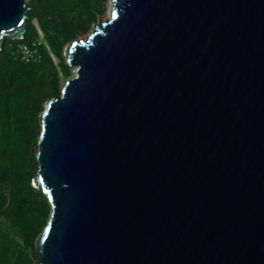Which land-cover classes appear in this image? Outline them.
Wrapping results in <instances>:
<instances>
[{"label":"water","instance_id":"obj_1","mask_svg":"<svg viewBox=\"0 0 264 264\" xmlns=\"http://www.w3.org/2000/svg\"><path fill=\"white\" fill-rule=\"evenodd\" d=\"M26 8L0 0V48ZM63 52L33 264H264V0H111Z\"/></svg>","mask_w":264,"mask_h":264},{"label":"trees","instance_id":"obj_2","mask_svg":"<svg viewBox=\"0 0 264 264\" xmlns=\"http://www.w3.org/2000/svg\"><path fill=\"white\" fill-rule=\"evenodd\" d=\"M99 10V0H36L22 38L6 36L1 45L0 264H33L34 239L50 211L43 192L31 184L36 170L32 153L36 111L43 107L45 96L59 94L57 67L46 43L60 54L63 39L87 28ZM31 15L36 16L46 43H37L39 60L24 61L15 48L20 40H38ZM58 65L68 73L65 62Z\"/></svg>","mask_w":264,"mask_h":264},{"label":"rangeland","instance_id":"obj_3","mask_svg":"<svg viewBox=\"0 0 264 264\" xmlns=\"http://www.w3.org/2000/svg\"><path fill=\"white\" fill-rule=\"evenodd\" d=\"M35 1L36 0H25L26 6H27V8H26L27 17L29 15V13L32 12ZM28 6H30V7H28ZM99 9L100 10L96 12L94 18L91 20V22H90V24H89V26L87 28L82 29L80 31H77L75 34L69 35L68 37L63 39L60 54H56L48 46V44L46 43V40H45V38L43 36V31L41 30V28L39 26V23H38V20H37L36 16L31 15V20H32V22H33V24L35 25V28H36L37 39H39L40 41L46 43L48 54L50 55L52 62L57 67V80H58L59 92H60V88L64 84L65 80L69 76H72L74 74V72H75V69H73V68H75V65L74 64H67V61L65 59V55H64V52H63V48H64L65 44H67L72 39H76L78 37L85 38L91 32V30L93 29V24L98 22V17L100 19L107 18L110 15V13H111V0H99ZM7 44H9V43H7ZM60 61H63V62H65L67 64L68 73H64V72L61 71V69H60V67L58 65ZM50 96H53V95L48 94L47 96H45L42 99V101H41L42 106L44 105L45 100L47 98H49ZM42 108L43 107H41V109ZM41 109L39 111H36L37 115H36V119L34 120V123L36 125V127H35V136L36 137L35 138H37V135H38V132H39L40 123H39L38 113H40ZM35 142H36V139H35ZM35 142L33 143V150H32L33 155H34ZM34 158H35V156H34ZM35 165H36V162H35ZM31 183H33V182L31 181Z\"/></svg>","mask_w":264,"mask_h":264},{"label":"built area","instance_id":"obj_4","mask_svg":"<svg viewBox=\"0 0 264 264\" xmlns=\"http://www.w3.org/2000/svg\"><path fill=\"white\" fill-rule=\"evenodd\" d=\"M20 38L22 37H16L12 39H20ZM39 41L40 40L38 39L36 42L31 41L30 43H28L20 40V42L15 48V51L18 53L19 57L24 61H37L40 59V52L37 47V43Z\"/></svg>","mask_w":264,"mask_h":264},{"label":"clouds","instance_id":"obj_5","mask_svg":"<svg viewBox=\"0 0 264 264\" xmlns=\"http://www.w3.org/2000/svg\"><path fill=\"white\" fill-rule=\"evenodd\" d=\"M31 181H32V178H31ZM32 185H34V183H31ZM35 186V185H34ZM47 222V221H46Z\"/></svg>","mask_w":264,"mask_h":264},{"label":"snow or ice","instance_id":"obj_6","mask_svg":"<svg viewBox=\"0 0 264 264\" xmlns=\"http://www.w3.org/2000/svg\"><path fill=\"white\" fill-rule=\"evenodd\" d=\"M21 23H23V22L21 21Z\"/></svg>","mask_w":264,"mask_h":264}]
</instances>
